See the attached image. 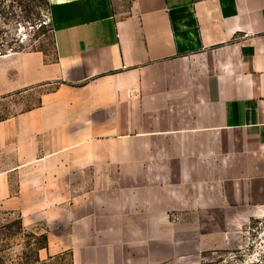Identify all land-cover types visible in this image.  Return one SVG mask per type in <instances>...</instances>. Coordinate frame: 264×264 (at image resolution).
I'll list each match as a JSON object with an SVG mask.
<instances>
[{
    "label": "crops",
    "instance_id": "crops-1",
    "mask_svg": "<svg viewBox=\"0 0 264 264\" xmlns=\"http://www.w3.org/2000/svg\"><path fill=\"white\" fill-rule=\"evenodd\" d=\"M50 9L52 60L0 56V100L38 95L0 120V213L46 237L43 261L155 263L264 214V0Z\"/></svg>",
    "mask_w": 264,
    "mask_h": 264
},
{
    "label": "rangeland",
    "instance_id": "rangeland-1",
    "mask_svg": "<svg viewBox=\"0 0 264 264\" xmlns=\"http://www.w3.org/2000/svg\"><path fill=\"white\" fill-rule=\"evenodd\" d=\"M23 51H38L53 59L50 0H0V56ZM37 96L33 92L0 100V120L34 107ZM18 217L14 213H0V263L39 264L35 260L39 242L33 239L39 233L35 229L19 233L13 226ZM217 226L219 231H204L203 240H193L189 232L178 256L169 248H158V261L150 264H264V214L220 216ZM38 257L43 261L39 252ZM162 258L170 260L160 262ZM59 264H68V259Z\"/></svg>",
    "mask_w": 264,
    "mask_h": 264
},
{
    "label": "trees",
    "instance_id": "trees-1",
    "mask_svg": "<svg viewBox=\"0 0 264 264\" xmlns=\"http://www.w3.org/2000/svg\"><path fill=\"white\" fill-rule=\"evenodd\" d=\"M13 226L16 228V230L19 231V233L24 232L20 217L17 218V221L14 223ZM33 239H35V240H37L39 242L38 243L39 245H38V247L36 249V254H35V260H36L37 263H39V264H59L60 262L63 263L67 259L66 257H57V258H49L48 260L40 261L39 257H38V252L40 250L46 248L47 239H46L45 236H40V237L33 236ZM28 245L29 244H27L26 246H28ZM25 257L27 258V256H25ZM0 264H2V261H1ZM68 264H70L69 260H68Z\"/></svg>",
    "mask_w": 264,
    "mask_h": 264
}]
</instances>
